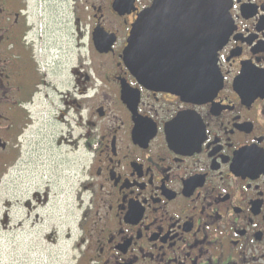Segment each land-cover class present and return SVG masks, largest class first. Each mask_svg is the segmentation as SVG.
<instances>
[{"label": "flooded vegetation", "instance_id": "obj_1", "mask_svg": "<svg viewBox=\"0 0 264 264\" xmlns=\"http://www.w3.org/2000/svg\"><path fill=\"white\" fill-rule=\"evenodd\" d=\"M67 1L62 34L45 9L32 20L28 0H0V181L27 138L57 135L80 154L69 264H264V0H226L214 90L198 100L141 84L123 60L155 0ZM187 22L152 18L151 53L185 55Z\"/></svg>", "mask_w": 264, "mask_h": 264}, {"label": "rangeland", "instance_id": "obj_2", "mask_svg": "<svg viewBox=\"0 0 264 264\" xmlns=\"http://www.w3.org/2000/svg\"><path fill=\"white\" fill-rule=\"evenodd\" d=\"M28 2L32 20L41 18L45 9L59 33H65L67 18L70 24L67 0ZM73 43L75 47V38ZM76 58L74 48L73 63ZM57 108L61 109L60 102ZM55 125L57 133L65 130L59 123ZM58 140L57 135L27 138L16 167L0 181V264H69L77 253L79 213L72 195H76L75 171L80 154L70 153L71 146L56 145ZM46 190L47 202L32 200L35 208L28 213L24 203L32 194ZM5 213L7 225L2 223Z\"/></svg>", "mask_w": 264, "mask_h": 264}, {"label": "water", "instance_id": "obj_3", "mask_svg": "<svg viewBox=\"0 0 264 264\" xmlns=\"http://www.w3.org/2000/svg\"><path fill=\"white\" fill-rule=\"evenodd\" d=\"M228 7L226 0H155L133 24L124 50L126 66L145 86H162L192 100L208 97L216 80V52L227 38L220 18ZM172 12L182 14L186 29L196 28L198 34L186 38L180 58L157 57L150 51L151 19H165Z\"/></svg>", "mask_w": 264, "mask_h": 264}]
</instances>
